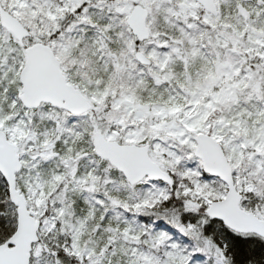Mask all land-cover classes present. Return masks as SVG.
I'll list each match as a JSON object with an SVG mask.
<instances>
[{"label": "snow or ice", "instance_id": "snow-or-ice-1", "mask_svg": "<svg viewBox=\"0 0 264 264\" xmlns=\"http://www.w3.org/2000/svg\"><path fill=\"white\" fill-rule=\"evenodd\" d=\"M0 264H264V0H0Z\"/></svg>", "mask_w": 264, "mask_h": 264}]
</instances>
